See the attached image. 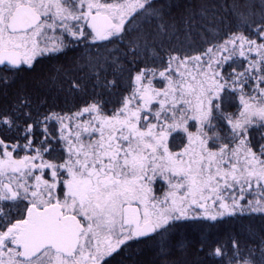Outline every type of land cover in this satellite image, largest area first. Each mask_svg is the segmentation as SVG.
Segmentation results:
<instances>
[{"label": "snow or ice", "instance_id": "1", "mask_svg": "<svg viewBox=\"0 0 264 264\" xmlns=\"http://www.w3.org/2000/svg\"><path fill=\"white\" fill-rule=\"evenodd\" d=\"M0 264H264V0H0Z\"/></svg>", "mask_w": 264, "mask_h": 264}]
</instances>
